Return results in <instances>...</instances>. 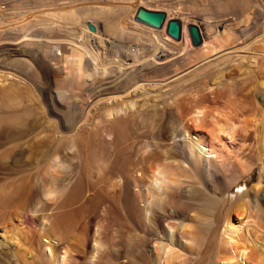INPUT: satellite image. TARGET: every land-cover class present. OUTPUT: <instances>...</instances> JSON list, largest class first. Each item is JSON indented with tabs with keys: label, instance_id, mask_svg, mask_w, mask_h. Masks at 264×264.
Listing matches in <instances>:
<instances>
[{
	"label": "bare ground",
	"instance_id": "1",
	"mask_svg": "<svg viewBox=\"0 0 264 264\" xmlns=\"http://www.w3.org/2000/svg\"><path fill=\"white\" fill-rule=\"evenodd\" d=\"M34 1L0 0V113L11 114L13 119H9L10 124H18V119L24 113L14 107L18 100L24 96L27 102L33 105L37 103V110L43 113L41 117L45 119V126L51 125L53 128L50 134L51 149L45 160L41 159L43 162L40 161L42 164H39L42 168L33 175V179L31 175L25 178L24 174L22 177L19 174L20 179L16 178L14 183L0 188V264L31 263V260H37L39 256L43 257L44 264H78V257L72 247L58 241L56 233H66L78 221L74 219L78 216V213L74 215L75 206L72 210L65 207L78 202L83 191L81 181L89 183V178L94 174L96 179L91 182L94 185L86 184L95 186L99 183L108 188L101 189L104 191L101 200L103 198V201L108 202L103 211L116 209L120 196L126 218L136 228L138 218L137 213H134V203L141 201L146 208V218L151 224L144 228L145 233L141 237L144 241L141 243L138 237L135 248H131L135 249L138 256L146 258L148 264H201L202 262L197 261L200 253H203V262L206 264H242L248 257L254 264H264V207L261 204L264 205V188L259 194L261 183L264 182V84L260 85L261 80L245 89L246 101H249L251 107L249 111H253L252 115L249 113L245 118L255 119L258 115L261 123L260 133L257 134L261 170L254 186L255 195L252 197L253 207L261 213L262 220L258 223L250 221L248 224L254 232V238L250 239L251 246H248L250 243L246 229L242 232L231 214L244 212L250 205L248 197L252 193L249 195V192L244 191L237 196L224 197L218 210L216 207L217 212L212 220L199 218L196 212L191 213V216L184 214V211L178 210V204L175 205L178 198L173 197L174 192L182 188V184L189 182L185 179L192 178L187 175L184 163L188 162L193 166L201 162L203 179L213 177L217 168L216 156L206 152L205 147L226 126L220 128L222 123L218 124L212 118L219 116L222 108L230 107L232 104L229 101L196 97L189 104L173 102L177 117L173 116L168 102L166 109L162 112L160 110L161 113L157 115L158 132L150 142L137 148L136 158L129 160L127 167L133 172L131 178V174L127 178L121 173V165L118 163L121 146L119 141L124 140L127 135L126 120L132 119L135 122L134 113L137 112L138 118L144 122L156 112L153 108L155 104L151 103L153 98L150 104L142 101L138 105L145 106L144 110L134 108L136 111L132 113L130 109L136 106L132 97L139 94L144 98L150 89L158 91L163 87L161 80L178 78L184 75V71L199 72L200 69L216 67L219 71L225 70L231 61L245 60L242 68L244 74H249L252 72L250 68L254 69L259 65L260 69H264V50L254 51V58L247 51L255 47L264 49V0H41L40 5L38 0L35 2L38 4L34 5ZM140 9L162 13L160 24L151 26L137 20L135 16ZM188 12L193 16L197 12L199 19L194 20L196 16L189 18ZM88 13L93 14L94 18H101V31L96 22L83 20L81 16H87ZM78 17H81L83 24L76 22ZM170 21L175 22L170 24L171 32L168 31ZM129 24H133V27ZM87 25H91L93 30H89ZM80 28L84 32L87 30L88 44L90 41L97 46L100 43L101 46V43L106 42L108 46H112V49L109 48L108 58L104 56L105 60L103 57V61L98 60L100 53L97 58L87 45H82L81 39L78 42L79 36L77 42L74 41L71 34L77 35L76 31L79 33ZM108 32L114 37L111 38ZM48 33L59 35L49 37ZM66 34L71 36L67 35L68 38ZM123 37L136 39L139 43L133 48L134 42L132 44L127 41L132 47L126 45L129 48L124 49L122 44H116L117 41L120 42L119 38L122 42ZM114 38L117 40L115 43ZM245 52L252 59L249 55L245 56ZM101 53L106 55L103 51ZM218 80L212 81V84L222 85L223 80ZM23 104L26 105V102ZM19 111L23 112L22 116L17 114ZM143 113L147 116H143ZM222 115L226 117V114ZM5 120L0 118V164L14 173L26 172L29 168L27 166L31 164L25 165V168L23 160L31 158V144H25L26 141L23 139L25 142H22L20 138L10 143L11 145L2 142L3 138L7 139V136L18 131L12 125L4 127L1 121L6 122ZM191 124L200 128V132L191 133ZM163 141L172 144L170 151L160 148ZM177 156L185 162L181 164L182 162L176 161ZM74 159L78 175L67 190V183L75 167L68 168ZM244 166L245 164L239 165L242 171L246 169ZM32 180L36 181L35 189ZM181 190L187 200L200 201L208 198L196 182H189ZM181 204L183 206L186 203ZM170 206L176 207L168 213L165 225L160 228V236L149 246L147 239L154 234L152 227L158 228L159 225L152 222L148 210L153 207L166 210ZM24 210L36 215L34 229L38 232L40 255L35 252L33 254V248L27 245L26 236H23L25 231L23 233L22 227L14 223L21 219V211ZM52 210L57 212L51 213ZM85 218L86 216L81 217L82 220ZM198 218L209 230L207 235L194 232L193 224L198 222ZM84 226H81L82 229H85ZM74 236V242L71 241L77 243L84 232H78ZM94 241L96 244L94 243L84 264H96L93 251L96 253L100 242L97 238ZM248 247L249 253L246 252ZM114 252L116 254V250Z\"/></svg>",
	"mask_w": 264,
	"mask_h": 264
},
{
	"label": "rangeland",
	"instance_id": "2",
	"mask_svg": "<svg viewBox=\"0 0 264 264\" xmlns=\"http://www.w3.org/2000/svg\"><path fill=\"white\" fill-rule=\"evenodd\" d=\"M40 1L41 0H38L39 4L38 3H36V4L40 5V3H41ZM35 2H37V0L34 1V5H36ZM0 6H2V5H0ZM192 13H194V11H192ZM191 14L189 13V16H188L189 18L193 19V17L196 16L194 18V20L199 19V18H197V12H196V14H194L195 16H193ZM86 15L88 17L84 16V15L81 16L83 18V20L90 19V20L96 22L97 23L96 25H98L97 26L98 30L101 31L102 28L100 26H102V23H103L101 21V18L100 17L97 18L96 16L94 18V15L92 14L93 15L92 16L89 13ZM89 16H92V17H89ZM81 17H78V20L76 21L80 25H81V23L83 24ZM129 25H131V24H129ZM193 25H195V24H193ZM131 26L133 27V24ZM200 26H202V24H200ZM134 28H136V27L134 26ZM138 29H139V27H138ZM143 29H145V28H143ZM76 34L77 35L71 34L72 37L75 38V40L72 37H70V38L77 42V39L79 36L80 38L78 39L79 40L78 42L80 43V39H81V42L83 43V44L82 43L81 44L87 45L90 48V50L95 54V56L97 58H98L99 53H100V57L98 58V60H102V59L105 60L106 58H108L107 57L108 51H110V49H109L110 47L112 49V46H108V44L106 42L101 43V46H100V43H98V46H97V44L94 45L90 41H89V43L91 45L88 44L89 37L86 36L87 30L84 32L83 30H81V28H80L79 33H78V30L76 31ZM48 35H49V37H54L55 35L58 36L59 34L48 33ZM67 35H69V34H66V37H68V38H69V36H71V35H69V36H67ZM82 35H84V36H82ZM108 35L111 38L114 37L110 32H108ZM123 38L125 39L127 37H123ZM179 38H181V37H179ZM119 39H120V42L117 41L116 38H114L113 39L114 43L117 41L116 44H122L124 49L128 45H130V47H132L133 42H134L133 48L136 47V45L139 43L136 39H134V40L130 39V38H127L125 40L122 39V42H121V38H119ZM127 41H129V42L131 41L130 43H132V44H130ZM123 42H126V43H123ZM201 42H202V40L197 45H199ZM258 44L261 45L260 43H258ZM103 48H104V50H103ZM127 48H129V47H127ZM100 49H102V50H100ZM260 50H264V49H259V48L255 47L253 49H248L247 51L250 52L251 56H253V55L255 56L256 55L255 52L256 51L260 52ZM102 51L105 52L106 55H104V53H101ZM248 52H245V56L249 55V58L252 59ZM101 54L103 56H101ZM254 56H253V58H254ZM244 61L245 60L241 61L243 64L241 62L231 61V62H229V66L227 68H225V70L220 69V71H219V68H217V67L214 68L215 70L212 68H208V69L206 68L205 69L206 71L204 69L203 70L200 69L201 71L199 70V72H198V70L195 72H189V73H185V71H184V75H182L178 78L176 77L175 79L168 78V79L161 80L160 84L162 85V83H164L165 87L163 84L162 85L163 87H161V89H159L158 91H157V89H150V91L145 94L146 96L144 98L142 96H139V94H137L138 98H136L137 95L135 97H132L134 102H135L134 104H136V106L134 105L133 108L130 109V111L132 113H134L136 111L135 110L136 108H138V110H141V109L144 110L145 106L140 107L138 105L142 101H146L148 104H150V102L154 98L153 102H151V103L155 104V105H153L154 106L153 108L156 109L157 114L155 112V114L153 113L154 115L152 114L154 117H152V115L148 116V118L144 121L145 123L141 122V119L138 118L137 112L134 113L135 119H136L135 122H133L132 119H130V120L125 119L128 123L126 125V134L127 135L125 136L126 138L124 140H122V141L120 140L122 143L119 141V145H121L122 148H121V146L119 147V149L121 151L119 150L118 151L119 154L118 153L117 154H118V161H119L118 163L121 165L120 168L122 169L121 170L119 168L121 173L124 176H127V178L131 174L129 176V178H131V176L133 175V172L131 170H129V168L127 167V165L129 166V160L136 158L137 157V148L140 145H143L144 143L150 142L151 138H153L155 136V134L158 132V124H157V117L158 116L157 115L160 112V110L162 112V111H164V109H166V105L168 104V102H169L168 105L171 108L172 114H174L173 116L177 117V116H175L177 114H176L175 108L173 107L174 106L173 102L174 103L180 102L182 104L187 102L189 104L191 102V100L196 98V97L209 98L212 100H227V101H229V104H232V105L228 108L227 107L222 108L225 111V113H223L224 111L221 109L220 110L221 112L219 111V113H220L219 116H214L212 118V120L216 119L218 121V124H220V122L222 123L220 125V128L223 125H226V126L225 127L223 126L224 128L219 132L220 137L217 134L216 137L214 136L215 138L213 137L214 139H212L211 143L207 144L205 147L206 152L211 153L210 155H212V156H216V167L217 168H215V170H214L215 172H213L214 173L213 177H211L209 179H203L204 175H202L203 172H201L202 171L201 170V168H202L201 162L195 163V165L192 166L188 162L184 163L185 161L178 156L175 158L176 161L182 162L181 164L184 163L183 166L186 165V167H187L186 169L188 172L187 175H191L190 177L193 178V180H192V178L191 179L189 178L190 180L188 178H186L185 180L186 181L188 180L191 183L196 182L197 184H199V187L202 188V190H204V192L206 193V196L208 198L207 199H201L200 201H198V200L197 201L187 200L183 196L181 189L183 188V186H187L189 182L182 184V188L180 187L179 191L177 190V192H174L173 197H175V199L178 198L175 205L177 206V204H178V207H177L178 210L182 211V212L184 211L183 212L184 214H188L189 216H191L192 215L191 213L196 212L198 214L199 218H209L212 220V219H214L215 214L218 210L220 201H222V199H224V197L230 198L231 196H237L244 191L249 192V195H250V193H252L251 196L248 197L249 198L248 203L250 204L249 206H251V207L248 206L249 208L248 207L245 208L244 209L245 211L239 212V214L238 213H232L231 214V217H232V219H234L235 223H237L238 226L240 225L239 227H240V229H242L241 231L244 232V229H246L245 231L247 232V236L249 237L248 243H250V244H248V246L249 245L251 246L250 239L254 238V235H253L254 232H252L253 231L252 228H251L252 230H250L248 224L250 221L258 223V222H260V220H262L260 218L261 213L258 210H256V208L253 207L254 203H253V197H252L255 195V194L253 195V192L255 191L254 186L257 183V180L259 179L260 170H261V164H260V161L258 160V156H259L258 154L260 152V149H259L260 147H259V143H258L259 142V138H258L259 136L258 135H259L260 130H261V126H260L261 123H260V119H259L258 115L255 117L253 116L255 119L248 117L250 119L249 121H248V118L247 119L245 118L246 115L249 116L250 114L251 115L253 114L252 113L253 111H251V112L249 111V109L251 107H249L250 106L249 101H246V97H245L246 90L245 89L247 87H250V86L252 87L251 84H254L256 81L261 80L260 85L264 84V81H263L264 69H262V68L260 69L261 66L259 65L256 67L258 70L256 68H254V69L250 68V69H252L253 73L249 72V74L248 73L244 74V71L242 69V68H244L243 66L245 64ZM190 69H192V68H189V70ZM202 71H203V73H202ZM254 73H256L255 74L256 76L254 75ZM50 76L52 77L53 75H50ZM222 76L223 77L226 76L225 79ZM244 77H246V78H244ZM218 79H220V80L224 79L223 82L221 83L222 85H213L212 81H219ZM160 84H159V86H161ZM262 87L264 88V85ZM226 95H228V96H226ZM228 97H230V98H228ZM24 98L26 99V97L22 96L20 98V101L18 100V102L14 106L16 109H21V111L24 112V113L21 111H19L18 113L16 112L20 116H22V113H23V116L20 117V119H18V121H17L18 124H16V123L10 124L11 120L9 121V119H13L11 114L6 113V112L0 113V118L6 119L5 120L6 122L1 121V124L4 127L7 128L9 125H12L11 126L12 128L18 130V131H15V133H13L14 135L7 136V139L3 138L2 142L5 141V143L7 145H11L10 143H14V142H16V140H18L20 138L19 140H21L22 142L26 141L25 144L26 143H28L29 145L31 144L30 145L31 146V148H30L31 152L29 154L31 156V158L29 157L27 159L28 161L25 158L23 160V166L26 168L25 165H30V164L31 165L27 166L29 168L26 172L14 173L11 170L5 168V166L0 164V188L14 183V180L16 181V178L18 180L19 174L21 175V177L24 174L23 177H25V178L28 176L30 177V175H31V177H32L31 179H33V175L37 174L40 171V169L42 168L40 166V164H42L40 161H42L43 158L45 160L48 153L50 152L49 149H51V146H49V145H51L50 134L52 133V130H51L52 126L51 125L45 126L46 125L45 121H44L45 119H44V117H41L43 115V113H40L41 110L40 111L37 110L38 108L36 106L37 103H36L35 99H34V101H35L34 104L35 103L36 104L33 105L31 102L30 103L27 102ZM25 102H26V105L23 104ZM26 106H28V107H26ZM16 113H14V114H16ZM145 113L147 114V112H145ZM146 114L143 113V116H145ZM222 114H226V117H224L225 115H222ZM242 114H244V116H242ZM220 117H222V118H220ZM223 118L225 119V121H223ZM244 119H246L245 122H244ZM226 121H228V122H226ZM129 123H130V125H129ZM131 125H133L134 127ZM127 126L128 127L130 126L129 129ZM190 128L191 129H189V131H191V133H195L197 131L200 132V130H201L200 128L194 127L193 124L190 125ZM45 129H47V130H45ZM220 133H222V134H220ZM40 134H42V135H40ZM26 136H28V137H26ZM45 136H46V138H45ZM30 141H32V143ZM263 144H264V142H263ZM210 145H211V147H210ZM160 148L163 151H170L172 149V144H170L169 142L163 141V142H161ZM263 150H264V148H263ZM70 151L72 152L73 150L70 149ZM70 151H68V152L71 153ZM210 151H212L214 153H212ZM61 160L62 159H60V161ZM73 161H75V159L72 160V164H74L75 166L70 164V167L68 169H72L73 167H75L74 168L75 171H74V169H72L73 170L72 171L73 174L71 173L72 177L69 174V177H71L72 180L70 178V180L68 181V183H70V182L71 183L70 184L67 183V186H68V187L66 186L67 190L69 187L72 186L73 182L75 181V178L78 175V173H76V162L74 163ZM240 164H245L244 169L245 168L246 169L245 170L243 169L244 171H242V169L239 167ZM35 165H36V167H35ZM71 165H72V167H71ZM247 165H249V167ZM34 170H35V172H34ZM246 170H247V172H246ZM26 173H28V174H26ZM94 179H96L95 174L89 178V183L86 180H85L86 182L84 180L81 181L82 190H83L81 192V196L83 198L80 196V198L76 204L68 206L69 208L65 207L68 210L69 209L72 210V208L75 206L74 208L76 211L73 210L74 215H77V213H78V216H75L76 218H74V219L78 220V221H76L74 226L72 225L73 227L70 226L66 233H62V232H61V234L56 233L57 240L63 244H66V245L69 244V246L72 247L71 249L74 250V254H76L78 257V264H84L87 261V257L89 256V254L93 250L92 247H94L93 246L95 243L94 238H97L100 242V246H99L100 248L98 247L99 250L97 249L96 253H95V251H93L94 253L92 252L95 255L94 261L96 260V264L97 263L98 264H145L144 262H146L148 264L147 259L144 258L143 256H138V254L135 252V249H133L136 246L135 242H136V239L138 237L140 238V240L138 239V241H140L141 243H142V241H144V239L142 240V238H141L145 233L144 228L146 225L150 226V224H151V223L149 224V221L146 218V213H145L146 208L142 205V202L139 200H138L139 202L134 203V213L135 214L137 213L136 218H138L137 219L138 220L137 227H136L137 229L135 227H132L130 221L128 220V218H126L127 216L125 214L123 203L121 201L122 199L120 198V196L117 195L119 197L118 201H117V196L115 198V201H117L116 202V204H117L116 209L111 208L108 210V211L111 210L112 212L111 211L107 212V210H106V212L103 211V210H105L104 207L107 206L108 202L106 203V201H103V198L101 200V197H103L102 192H104L101 189L105 188L104 190H106V189L108 190V188H107V186L102 187L104 184H99V183L95 184V186H92L94 184H92L91 182L95 181ZM32 182H33V180H32ZM33 183H35L34 186H33ZM33 183H32V186L35 189L36 181L34 180ZM86 183L92 184V185L88 186ZM83 186H84V188H83ZM262 188H264V182L263 181L261 183V188L259 190V194L262 192ZM251 198H252V200H251ZM99 201H102L103 203H101ZM180 201L183 204H184V202L186 204L181 206L182 204ZM81 202L83 203V205ZM205 202H206V205H208V206L205 205ZM260 202H261V200L259 199V203ZM261 204H262V207H264L263 203H261ZM186 205L188 206L187 208H186ZM176 206H173V207H176ZM173 207L172 206H170V208L167 207L166 210H164V209L160 210L159 208L153 207V208L148 210L149 213L148 212L147 213L149 214L150 218L152 217L151 218L152 222L153 223L155 222L154 224L159 225L158 228H154L155 226L152 225L153 226L152 229L154 230V232H153L154 234L148 236L147 240H148L149 246L152 245V243H153L154 239H156V237L158 238L160 236V230H161L160 228H162V226L165 225V222H166L165 219H167L168 213L170 212V210L173 209ZM216 207H217V210H216ZM57 210H52L51 213L57 212ZM21 212H22L21 213V219L18 221H14V223H17L19 225V227L20 226L22 227L23 233L25 231V233H24L25 235H23V236L24 237L26 236L25 240L28 243L27 245H29V247L33 248V254L35 252L36 254L40 255L39 254L40 251H38L39 250L38 239H37L38 232L34 229L35 216L36 215H35V213L33 214L32 212L27 211V210H24ZM150 212H151V214H150ZM104 213H105V215H106V213H108V214L106 216H104ZM79 215H80V217H79ZM89 215L91 217H89ZM83 216H86L87 219L85 218L82 220L81 217H83ZM79 218L81 221H79ZM104 218H106V220H104ZM199 218H198V222L196 221V222H194V224L192 223L195 227L194 232L207 235L208 233H206V232H208L209 230L207 228H205V226L203 224L200 223L201 221L199 220ZM82 223H84V225L86 227L84 225H82ZM81 226H84L85 229H82L83 227H81ZM79 229H81V230H79ZM75 231L77 233L78 232H82V233L84 232L83 237L85 239L82 237V239H84V241L79 238L80 240H78L77 243L76 242L73 243L74 242L73 239L75 238L74 235L77 234ZM1 234L2 233L0 231V235ZM135 234H137V237H135ZM139 234L141 236H139ZM133 237L135 238V241L133 240L134 239ZM67 240L70 242H68ZM70 243H71V245H70ZM132 243H135V244H132ZM76 244H78V245H76ZM101 245H102V247H101ZM132 246H133V248H131ZM196 247H198V246H196ZM115 250H116V254L114 252ZM117 250H119L118 251L119 253L117 252ZM247 250H249V247H248V249H246V252H247ZM247 253H249V252H247ZM247 255H249V254H247ZM202 256H203V253H200V256H198V258H197L198 259L197 261L200 263L202 262L201 264H206L205 261L203 262L204 256L203 257ZM200 257H202V258L200 259ZM144 259H146V261H144ZM248 259H249V257H248ZM248 259L244 260V262L242 261V264H254V261L251 259V257H250V259L252 262L249 261ZM39 263L44 264V259L42 256H39L37 260L36 259L31 260V263L30 262H28V263L23 262L22 264H39Z\"/></svg>",
	"mask_w": 264,
	"mask_h": 264
},
{
	"label": "water",
	"instance_id": "3",
	"mask_svg": "<svg viewBox=\"0 0 264 264\" xmlns=\"http://www.w3.org/2000/svg\"><path fill=\"white\" fill-rule=\"evenodd\" d=\"M162 13H155L152 11H147L144 9H140L138 11V15L135 16V18L146 25H151V26H158L160 24V21L162 19ZM171 23H175L174 21H170L168 24V31L171 32ZM194 27V26H192ZM87 28L89 30H93V27L91 25H87Z\"/></svg>",
	"mask_w": 264,
	"mask_h": 264
}]
</instances>
